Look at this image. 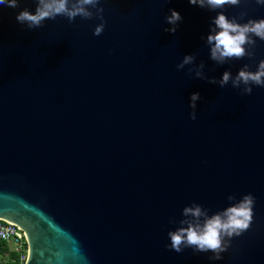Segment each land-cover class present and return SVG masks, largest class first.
I'll list each match as a JSON object with an SVG mask.
<instances>
[{
  "label": "water",
  "instance_id": "95a60500",
  "mask_svg": "<svg viewBox=\"0 0 264 264\" xmlns=\"http://www.w3.org/2000/svg\"><path fill=\"white\" fill-rule=\"evenodd\" d=\"M36 6H0V218L26 233V264H264V88L189 75L255 71L264 42L254 60L218 65L206 43L217 12L189 0H104L99 37L100 21L79 17L29 31L16 16ZM241 12L264 19L255 0L224 10ZM186 55L196 64L178 70ZM247 194L254 222L222 260L169 250L185 207L214 214Z\"/></svg>",
  "mask_w": 264,
  "mask_h": 264
},
{
  "label": "clouds",
  "instance_id": "9594fccd",
  "mask_svg": "<svg viewBox=\"0 0 264 264\" xmlns=\"http://www.w3.org/2000/svg\"><path fill=\"white\" fill-rule=\"evenodd\" d=\"M104 0H35V13L28 9L20 11L16 16L17 22L26 26L29 31L42 28L47 20H55L57 17H65L69 23H75L79 17L83 20L98 19L100 23L94 28V35L99 37L106 27L104 17L105 9L102 7ZM193 6L217 12L212 20L210 34L206 37V43L210 49V59L218 65H224L229 61L254 60L256 56L257 40L264 42V19H248L246 23H240L247 16V12H241L239 16L229 18L224 14L228 7H240L242 0H189ZM255 3L264 6V0H255ZM0 6L16 9L19 0H0ZM219 10V11H218ZM170 15L165 17V22L171 27H166L165 32L175 34L183 17L179 12L170 9ZM196 56L186 55L183 61L177 65L178 70H183L186 65H195ZM250 65L245 64L233 77L230 71H225L222 78L217 80L209 78L205 74V64L189 69V75L195 72V78L207 80L208 83L224 88L231 84L234 89L241 90V95H251L253 86L264 88V59L260 60L256 70H250ZM190 118L197 119V101L201 100L199 93L191 96ZM233 203L222 211L210 214L209 210L200 204L187 206L182 211L183 219L175 231H169L171 241L169 250L183 253L185 249H192L195 253H209L213 255L210 260H222L223 253L228 252L234 238L247 232L254 222V208L256 198L252 194L244 195L237 200L236 196L227 197ZM170 223L175 221L170 220Z\"/></svg>",
  "mask_w": 264,
  "mask_h": 264
},
{
  "label": "built area",
  "instance_id": "2783aa9c",
  "mask_svg": "<svg viewBox=\"0 0 264 264\" xmlns=\"http://www.w3.org/2000/svg\"><path fill=\"white\" fill-rule=\"evenodd\" d=\"M0 240L10 244L12 251L19 255L18 264H26L28 258L27 236L20 226L0 218Z\"/></svg>",
  "mask_w": 264,
  "mask_h": 264
},
{
  "label": "trees",
  "instance_id": "16d2710c",
  "mask_svg": "<svg viewBox=\"0 0 264 264\" xmlns=\"http://www.w3.org/2000/svg\"><path fill=\"white\" fill-rule=\"evenodd\" d=\"M10 253V258L7 262L1 261L0 264H18L19 255L15 252H11L10 246L7 242L0 240V255Z\"/></svg>",
  "mask_w": 264,
  "mask_h": 264
},
{
  "label": "crops",
  "instance_id": "0c3cea01",
  "mask_svg": "<svg viewBox=\"0 0 264 264\" xmlns=\"http://www.w3.org/2000/svg\"><path fill=\"white\" fill-rule=\"evenodd\" d=\"M9 246H10V244H9ZM10 249H11V252H13L11 246H10ZM9 258H10V253L0 255V260L4 261V262H7L9 260Z\"/></svg>",
  "mask_w": 264,
  "mask_h": 264
}]
</instances>
